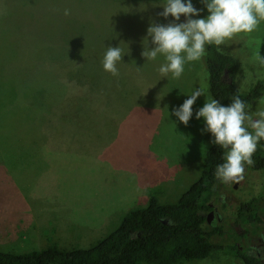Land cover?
<instances>
[{
	"label": "rangeland",
	"instance_id": "rangeland-1",
	"mask_svg": "<svg viewBox=\"0 0 264 264\" xmlns=\"http://www.w3.org/2000/svg\"><path fill=\"white\" fill-rule=\"evenodd\" d=\"M8 2L0 1V252L87 249L114 231L128 211L145 207L150 196L176 203L198 179L214 137L203 131V118H195L211 99L205 55L187 62L179 79L157 71L163 56L145 60L141 55L150 22L172 21L158 15L166 0H21L19 9ZM192 4L201 10L193 19L207 17L200 0ZM118 45L126 55L117 64L119 75L107 78L110 85L118 80L123 90L110 93V124L105 115L104 122L79 114L74 129V100L82 99L91 80L101 84L105 48ZM219 47L238 60L241 93L264 78V65L255 56L257 51L264 56V21L254 32L238 34ZM22 62L44 65L41 86L38 80L36 86L27 83L28 66L23 70ZM63 64L74 69H65L63 80L60 72L53 78L51 65ZM196 88L203 96L185 126L171 112ZM247 111L258 118L264 95ZM80 141L91 144L80 148ZM258 145L264 153V140ZM248 181V191L240 185L235 205L227 208L228 219L219 225L228 233L214 238L222 245L234 235L230 223L238 202L260 198L264 211V169L249 174ZM183 264L243 262L219 249Z\"/></svg>",
	"mask_w": 264,
	"mask_h": 264
},
{
	"label": "trees",
	"instance_id": "trees-1",
	"mask_svg": "<svg viewBox=\"0 0 264 264\" xmlns=\"http://www.w3.org/2000/svg\"><path fill=\"white\" fill-rule=\"evenodd\" d=\"M205 65L211 99L223 106L238 96L247 110L264 95V78L246 93L237 89L238 60L219 46L206 45ZM224 154L225 150L212 141L204 154L198 179L176 203H160L157 197L150 196L145 207L128 211L114 231L90 248L66 250L50 246L22 254L0 252V264H183L203 260L215 250H235V245L215 241L221 231L208 228L203 215L207 202L214 196L211 190L216 183L214 172L224 162ZM252 159V169H264L262 146H257ZM259 201L260 198L254 197L237 206L238 224H264ZM244 260L245 264H256L251 257Z\"/></svg>",
	"mask_w": 264,
	"mask_h": 264
},
{
	"label": "clouds",
	"instance_id": "clouds-1",
	"mask_svg": "<svg viewBox=\"0 0 264 264\" xmlns=\"http://www.w3.org/2000/svg\"><path fill=\"white\" fill-rule=\"evenodd\" d=\"M200 2L207 10L206 18H192L201 14V10L193 6L192 0H166L158 15L164 19L171 17L172 21L167 24L150 22L143 39L146 46L141 55L145 60H156L158 55L164 57L165 62L157 69L162 77L171 73L173 79H179L187 62L199 61L205 55L206 45L220 46L238 34H250L264 21V0ZM182 16L184 22L177 23ZM149 37L153 45L150 50ZM105 49L103 69L117 76V64L126 54L119 45ZM255 56L259 64L264 65V56L259 51ZM136 68L139 70L141 67ZM200 96H203V90L196 88L179 108L172 110L171 115L187 126L193 116V105ZM246 107L238 96L227 106L210 99L195 113L197 120H204L203 131L211 133L213 143L225 150L224 162L214 172L216 179L222 183L243 181L245 165H254L252 157L258 143L264 140V111L257 112L255 116L258 118L254 119Z\"/></svg>",
	"mask_w": 264,
	"mask_h": 264
},
{
	"label": "flooded vegetation",
	"instance_id": "flooded-vegetation-1",
	"mask_svg": "<svg viewBox=\"0 0 264 264\" xmlns=\"http://www.w3.org/2000/svg\"><path fill=\"white\" fill-rule=\"evenodd\" d=\"M260 170H254L250 166L245 165L244 179L240 182L222 183L216 180V183L212 186L211 190L214 192V196L206 204V209L203 211L205 222L210 229H219L221 234L215 237H226L228 233L223 232L219 225H223V221L227 220L226 211L235 201H237L233 195L242 188L246 191L249 189L248 176L252 172H258ZM241 185V186H240ZM249 201V200H248ZM246 202V201H244ZM242 202H238L240 205ZM235 205V203H234ZM264 211H260V214ZM237 211L235 217L232 218L235 224L233 226L234 235L229 236L230 241L224 245H235V250H230V253L237 255V257L245 264L244 257H251L255 259L256 264H264V224H238ZM242 226V227H241ZM235 238V240H234Z\"/></svg>",
	"mask_w": 264,
	"mask_h": 264
},
{
	"label": "crops",
	"instance_id": "crops-1",
	"mask_svg": "<svg viewBox=\"0 0 264 264\" xmlns=\"http://www.w3.org/2000/svg\"><path fill=\"white\" fill-rule=\"evenodd\" d=\"M1 2H5L7 3L9 0L3 1L0 0ZM20 1L21 0H10V2H8V4H17L18 5V9L20 6ZM39 1V0H38ZM30 2V0H29ZM30 3H28L29 5ZM25 18L23 17L20 21H24ZM24 60V59H23ZM23 70H25V67L28 66V75L29 78L27 81L28 84L32 83V85H37L35 83L36 80L39 81V86H41V78L40 75L44 72V65L43 64H38V63H25L22 62L21 63ZM96 65V64H95ZM67 66V67H66ZM97 66V65H96ZM66 67V68H64ZM70 68V69H74V66H72L71 64H63L62 67H57V66H53L51 65L50 70L51 73L50 75L53 78L58 79V75H60L58 72H60L62 75H60L62 77V80L65 79L63 77V74L65 72V69ZM102 69H103V65H102ZM32 70V73L30 74V71ZM104 71V69H103ZM66 75V79H68V77H70L67 73H65ZM114 77L116 78V76H113L111 73H108L106 71L103 72V77L104 79H102L101 77V84H99L98 82H96L95 80H91L90 84H88L90 86L89 89H87V92L85 94H80V93H76L78 96L81 95L82 99H77L74 100V129L77 127L75 126V124H80V122L78 121L77 116L79 114H85L87 117H89L91 115V117H96V118H101V120H103L102 116H108L109 118V124H110V119L113 117V109L112 106H110L108 104L109 100H110V93H114L117 89H121L123 90V84H116L118 80H114L115 84L110 85L108 78L107 77ZM26 81H24L23 83H25ZM45 83V81H44ZM48 84H53L52 81L47 82L46 85ZM46 85L44 84V87H46ZM128 87V86H127ZM78 90V88H77ZM124 92V91H123ZM124 97V96H123ZM122 98V96H121ZM86 109H89V111H87ZM131 112L130 110H126L125 112H127L125 115H127L129 112ZM121 117V116H120ZM105 122V118L103 120ZM103 129L105 131V124H103ZM47 129H43L42 133H46ZM77 140V138H74V142ZM101 142V141H100ZM103 144V142H101ZM88 144L90 145V142H84V141H80V148H84L85 145ZM162 186V183L157 186L154 190H159V188Z\"/></svg>",
	"mask_w": 264,
	"mask_h": 264
}]
</instances>
